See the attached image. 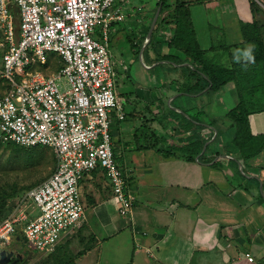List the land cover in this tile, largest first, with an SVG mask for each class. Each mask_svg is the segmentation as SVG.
<instances>
[{"label": "crops", "instance_id": "1", "mask_svg": "<svg viewBox=\"0 0 264 264\" xmlns=\"http://www.w3.org/2000/svg\"><path fill=\"white\" fill-rule=\"evenodd\" d=\"M167 1L170 7L160 12L147 44L163 0H119L114 8L123 19L113 21L110 29L116 90L125 113L120 119L113 112L112 135L117 161L134 200L132 211L121 215L102 168L86 173L80 181L86 217L57 247L55 253L64 245L74 248V254L55 258L59 264H264V150L244 162L226 116L236 105L221 106L218 117L214 99L205 98L209 87L199 93L183 90L195 83L185 67L190 61L183 49L170 44L174 24L163 21L184 3L200 49L213 62L232 67L235 61L249 59L243 49L248 44L242 26L255 19L264 23V0ZM254 2L261 7L258 12ZM12 9L18 24V10ZM201 18L207 35H203ZM95 32L100 37L102 28ZM2 54L0 50V72ZM133 55L151 73L139 70L131 74L126 59L133 62ZM169 55L180 62L175 65L159 59ZM63 66L62 57L50 53L47 63L37 64L35 69L52 75ZM208 111L212 118L199 116ZM262 116L264 111L250 116L255 134L264 133ZM246 253L255 261L250 262Z\"/></svg>", "mask_w": 264, "mask_h": 264}, {"label": "built area", "instance_id": "2", "mask_svg": "<svg viewBox=\"0 0 264 264\" xmlns=\"http://www.w3.org/2000/svg\"><path fill=\"white\" fill-rule=\"evenodd\" d=\"M117 1L0 0V79L7 87L0 96V139L46 147L57 158L54 172L22 195L0 223V251L20 249L17 242L23 241L31 254H53L82 226L80 181L97 168L106 172L121 215L132 211L112 135L113 112L125 118L109 49L112 22L123 19ZM50 53L62 57L64 66L45 75L35 66L46 64ZM246 257L255 261L250 253Z\"/></svg>", "mask_w": 264, "mask_h": 264}, {"label": "trees", "instance_id": "3", "mask_svg": "<svg viewBox=\"0 0 264 264\" xmlns=\"http://www.w3.org/2000/svg\"><path fill=\"white\" fill-rule=\"evenodd\" d=\"M253 4L257 12L261 10L260 5L256 2ZM169 7L168 1L163 0L161 12H164ZM163 21L166 24H174L175 32L170 44L176 48L183 49L187 56L186 60L193 65H186L185 67L190 70L189 76L195 79V83L185 86L183 90L188 93H199L209 87L208 91L211 92L220 90L230 82H234L237 85L240 100L226 115L234 127L232 141L235 147L240 150V155L244 162L257 157L264 150V133H253L250 116L253 113L264 111V23H260L259 20L255 19L252 23L242 26L244 40L248 44V48L245 46L243 49L248 51L249 59L248 61H235L232 67H227L213 62L205 51L200 49L195 39L196 34L189 18L188 7L184 3H179L176 6V10L169 13ZM171 56H160L159 59L171 60L169 61L171 64L180 62ZM233 59H236L234 55ZM6 88V85H2L0 80L2 93ZM2 93H0V96ZM0 142L3 141L0 139Z\"/></svg>", "mask_w": 264, "mask_h": 264}, {"label": "rangeland", "instance_id": "4", "mask_svg": "<svg viewBox=\"0 0 264 264\" xmlns=\"http://www.w3.org/2000/svg\"><path fill=\"white\" fill-rule=\"evenodd\" d=\"M200 23L203 27V35H207L209 31L207 25L205 24V19L201 18ZM133 57V62H130V57L126 59L131 74L139 70H146L148 73H151L152 70L146 69L139 56L137 58L136 55H133ZM121 88L122 84H120L118 90H121ZM0 93H2L1 90ZM205 98L214 99L215 103H213L212 106L215 108L218 107V110L216 109L218 112V117L222 112L221 106H225L227 109L232 108L237 105L240 100L238 88L234 82L226 84L220 90L207 93ZM205 98H203L202 102L205 100ZM204 107H206V105H204ZM203 109L204 112L207 110V108ZM210 113L209 111L208 113L206 112V115L199 113V116L201 115L202 119L209 117L212 118ZM212 115H216L214 110ZM256 116L261 118L260 115ZM262 118V122L264 124V116H262ZM254 122L255 124L253 127L257 129L258 123L256 120ZM260 129L264 130V125H262ZM139 137H141V135ZM138 152L139 151H137V153ZM56 163V155L51 149L42 147L23 148L11 143L0 142V223L8 217L9 213H11L15 204L22 195H24L31 187L42 183L53 173ZM38 214V209L34 208L32 215L36 216ZM74 237L76 238V234ZM17 243V248L24 250L25 247L23 246V241ZM69 245H64V248L61 252L53 253L52 256L49 257H43L38 251L35 250L33 258L30 257L24 264H59V262L55 260L57 256L74 254V248L71 249Z\"/></svg>", "mask_w": 264, "mask_h": 264}, {"label": "water", "instance_id": "5", "mask_svg": "<svg viewBox=\"0 0 264 264\" xmlns=\"http://www.w3.org/2000/svg\"><path fill=\"white\" fill-rule=\"evenodd\" d=\"M162 6H163V2H161L160 6L158 8V11L156 13V16L154 18V21H153V23L151 25V28H150L149 33L147 35L146 44L150 41V39L152 37L154 28H155L156 23L158 21V18L160 16V12H161ZM144 49L142 50V54H143ZM185 64L186 63H183L182 65H185ZM175 65H177V64H175ZM186 65L193 66L191 63H187ZM178 66H180V65H178ZM207 145H208V143L206 144V147H207ZM22 259H23V257L20 256V255H15L14 251H8L6 249H2L0 251V264H19V261H21Z\"/></svg>", "mask_w": 264, "mask_h": 264}, {"label": "flooded vegetation", "instance_id": "6", "mask_svg": "<svg viewBox=\"0 0 264 264\" xmlns=\"http://www.w3.org/2000/svg\"><path fill=\"white\" fill-rule=\"evenodd\" d=\"M15 255H20L23 257V259L21 261H19V264L25 259L28 257V255L31 254V251L29 250H22V249H16V250H13Z\"/></svg>", "mask_w": 264, "mask_h": 264}, {"label": "clouds", "instance_id": "7", "mask_svg": "<svg viewBox=\"0 0 264 264\" xmlns=\"http://www.w3.org/2000/svg\"><path fill=\"white\" fill-rule=\"evenodd\" d=\"M245 55H248L247 53Z\"/></svg>", "mask_w": 264, "mask_h": 264}]
</instances>
